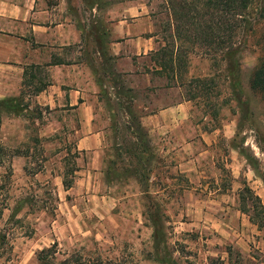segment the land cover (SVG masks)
<instances>
[{
  "label": "rangeland",
  "instance_id": "rangeland-1",
  "mask_svg": "<svg viewBox=\"0 0 264 264\" xmlns=\"http://www.w3.org/2000/svg\"><path fill=\"white\" fill-rule=\"evenodd\" d=\"M120 2L143 10L154 50L173 42L168 0ZM259 14L255 4L235 58L184 34L182 87H168L149 55L131 75L102 70L101 90L91 88L103 138L96 164L79 149V112L39 103L30 87L0 102V228L11 248L0 264H40L55 243L58 261L78 252L112 264H264V100L250 84L263 57ZM180 101L179 126L152 134L145 119ZM134 141L145 151L142 179L129 161ZM246 187L260 201L243 203Z\"/></svg>",
  "mask_w": 264,
  "mask_h": 264
},
{
  "label": "crops",
  "instance_id": "crops-1",
  "mask_svg": "<svg viewBox=\"0 0 264 264\" xmlns=\"http://www.w3.org/2000/svg\"><path fill=\"white\" fill-rule=\"evenodd\" d=\"M142 11H123L120 0H0V100L30 87L39 103L79 112V149L93 151L98 163L103 138L94 127L91 88L101 90L107 58L113 72L131 75L154 51ZM184 108L180 101L147 117L145 125L154 135L174 129Z\"/></svg>",
  "mask_w": 264,
  "mask_h": 264
},
{
  "label": "trees",
  "instance_id": "trees-1",
  "mask_svg": "<svg viewBox=\"0 0 264 264\" xmlns=\"http://www.w3.org/2000/svg\"><path fill=\"white\" fill-rule=\"evenodd\" d=\"M168 4L174 18V40L165 45H160L157 50L149 54L154 62V72L167 76L169 80L168 87L175 85L182 87L185 85V82L182 80L183 78L180 79L178 76L180 68L187 63V59L189 58L188 52L186 55L182 54L179 44L184 34L190 33L192 35L193 33L194 38L192 39V43L204 44L209 47L210 52L221 50L225 52L224 56H234V54L236 56L237 37L240 31L252 23V7L255 4H257L260 11V18L264 20V0H168ZM262 42L263 57L252 73L250 84L251 88L258 92L264 100V34ZM224 47H227L226 51H224ZM109 62L110 60L107 58L106 64H108L102 68L104 74L108 73V71L109 74H113V71L105 69V67H112ZM235 62L236 66H238L236 59ZM111 83L113 88L118 90L119 82L117 79L111 77ZM117 94L118 96L121 95L120 92H117ZM193 98L195 97L192 96L190 99ZM3 101L7 102L8 99L0 100V102ZM132 144L129 151L130 165L134 167L136 177L142 179V177H146V168L144 166V161L146 160L144 156L145 151L140 148L141 144H138L136 141ZM1 180H3V176H0V193L3 191ZM64 186L69 190L73 186V181L65 177ZM245 191L249 196L242 194L243 203L248 199L255 202L260 201V198L254 196V192L249 187H246ZM258 219H260L259 216L255 214L251 216L253 223L263 227L262 222H259ZM10 249L8 234L0 228V255L5 254V252L7 253ZM57 254L58 243H55L52 247L41 250L38 260L40 264H112L110 261H104L101 258H87L78 252H75L64 260L58 261Z\"/></svg>",
  "mask_w": 264,
  "mask_h": 264
}]
</instances>
